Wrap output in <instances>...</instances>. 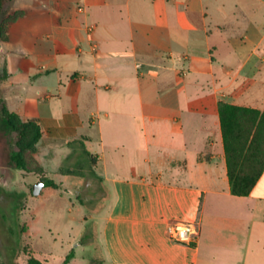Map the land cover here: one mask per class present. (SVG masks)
Masks as SVG:
<instances>
[{
  "label": "crops",
  "instance_id": "crops-1",
  "mask_svg": "<svg viewBox=\"0 0 264 264\" xmlns=\"http://www.w3.org/2000/svg\"><path fill=\"white\" fill-rule=\"evenodd\" d=\"M14 2L2 94L48 156L79 141L97 157L99 264H264V174L231 193L219 114L264 110V0ZM28 17L34 37L12 46ZM174 221L198 223V239L171 241Z\"/></svg>",
  "mask_w": 264,
  "mask_h": 264
},
{
  "label": "rangeland",
  "instance_id": "rangeland-1",
  "mask_svg": "<svg viewBox=\"0 0 264 264\" xmlns=\"http://www.w3.org/2000/svg\"><path fill=\"white\" fill-rule=\"evenodd\" d=\"M16 6L12 0L8 13L0 17V41L13 20L21 17ZM26 6L30 7L29 1ZM30 20L28 17L12 29V46L22 38L29 41L34 37L36 27ZM3 70L0 64V76ZM9 136L13 145L8 144ZM10 151H18L16 135L9 134L0 120V264H27L32 251L39 259H49V264H62L72 249L77 253L70 264H99L95 238L89 237L86 244L81 240L87 229L92 230L93 217L105 207L110 193L93 174L82 146L74 144L69 153L50 156L43 149L28 153L27 171L9 163ZM43 180L56 186H44L35 196L33 186ZM44 254L51 257L43 258Z\"/></svg>",
  "mask_w": 264,
  "mask_h": 264
},
{
  "label": "trees",
  "instance_id": "trees-1",
  "mask_svg": "<svg viewBox=\"0 0 264 264\" xmlns=\"http://www.w3.org/2000/svg\"><path fill=\"white\" fill-rule=\"evenodd\" d=\"M12 0H0V17L8 13V4ZM24 13L21 12L22 17ZM20 17V18H21ZM18 20V19H17ZM13 20V23L17 21ZM3 34L2 39L5 40ZM8 77L3 70L0 76V120L5 125L9 134L16 135V146L18 151H10L8 161L15 168L27 171L26 154L36 152L42 138V131L34 120L23 121L17 114L11 112L3 97L1 84ZM221 129L224 140L225 156L228 169V178L231 193L234 196L245 197L250 195L259 180L264 174V110L240 107L229 103L219 104ZM74 143H80L75 141ZM8 144L13 145L11 136ZM80 146L84 148L82 142ZM85 155L93 168V174L97 177L94 167L97 164V157L85 151ZM100 183L103 180L97 177ZM45 187H55L52 181L43 180ZM103 209L97 211L99 214ZM87 219V218H86ZM92 230H88L82 236L81 242L86 244L89 237H96L97 226L92 223ZM76 256L72 249L66 256L63 264H69ZM27 264H45L30 252Z\"/></svg>",
  "mask_w": 264,
  "mask_h": 264
},
{
  "label": "built area",
  "instance_id": "built-area-1",
  "mask_svg": "<svg viewBox=\"0 0 264 264\" xmlns=\"http://www.w3.org/2000/svg\"><path fill=\"white\" fill-rule=\"evenodd\" d=\"M167 232L171 241L191 245L198 239L200 228L196 222L174 221L168 224Z\"/></svg>",
  "mask_w": 264,
  "mask_h": 264
},
{
  "label": "water",
  "instance_id": "water-1",
  "mask_svg": "<svg viewBox=\"0 0 264 264\" xmlns=\"http://www.w3.org/2000/svg\"><path fill=\"white\" fill-rule=\"evenodd\" d=\"M44 186H45V183L43 181H39L35 183L32 189L33 194L35 196H39Z\"/></svg>",
  "mask_w": 264,
  "mask_h": 264
}]
</instances>
